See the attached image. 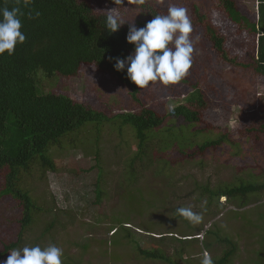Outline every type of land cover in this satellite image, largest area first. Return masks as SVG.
<instances>
[{
	"label": "rangeland",
	"instance_id": "rangeland-1",
	"mask_svg": "<svg viewBox=\"0 0 264 264\" xmlns=\"http://www.w3.org/2000/svg\"><path fill=\"white\" fill-rule=\"evenodd\" d=\"M150 1L166 7H184L189 19L192 17L191 6L195 4L219 32L228 36L226 48L231 57L241 62L253 53L254 44L244 35L249 30L239 31L237 24L228 22L218 10V3L207 0ZM92 3L97 11L106 13L115 8L107 0H92ZM137 5L136 0H128V4L126 0L124 6L127 8L120 12L126 22H133L139 16ZM190 39L196 51L200 88L212 101L204 114L205 122L232 133L239 130L241 134L252 122V117L256 120L257 116L264 115V79L254 78L223 63L200 29L192 28ZM143 89L145 93L149 90L155 95L152 99L144 95L145 103L166 101L168 112L187 96V91L180 88L173 94L158 86ZM43 90L46 94L69 95L97 111L110 114L131 112L136 108L127 89L92 67L69 79L56 78L53 82L45 79ZM188 127L191 129H174L172 132L176 138L181 133L190 135L195 126ZM129 131L135 135L130 126L121 127L119 121L87 123L64 139L62 147L52 148L56 172H43L39 166H34L30 173L22 176V184L44 210L35 215L36 220L25 231L19 248L37 245L45 248L54 244L63 250L62 264H166L142 258L137 250L140 245L147 250L161 248L168 256H174L171 260L179 264H201L204 252H200L198 243L206 241L210 247L214 244L212 251L207 252L212 259H218L223 254V247L217 244L218 238L227 237L238 244L232 264L264 258V249H260L264 248V238L259 244L242 235L240 242L243 227L250 231L247 219L259 221L258 217L264 216V192L249 195L251 201L247 200L242 207L240 199L230 201L221 197L218 200V196L211 198L204 190L217 191L222 186H239L247 181L263 184L264 149L236 134V146L225 144L205 157L177 164L163 174H154L157 165L169 167L166 161L158 163L160 155H156V150L160 152L168 146L158 140L164 136L155 143V153L152 152L155 157L143 156L132 163L138 150ZM171 141L168 139V143ZM163 153L166 159L174 155L172 149L166 152L164 149ZM131 165L134 170L129 167ZM3 187L0 183V251L4 242L15 241L21 212L13 195L2 197ZM98 191L103 195L99 203ZM180 207H191L202 215V221L194 224L177 216L176 210ZM127 234H131L130 237ZM164 236L166 238H159ZM162 239L165 240L162 242ZM182 249L183 260L176 254Z\"/></svg>",
	"mask_w": 264,
	"mask_h": 264
},
{
	"label": "trees",
	"instance_id": "trees-1",
	"mask_svg": "<svg viewBox=\"0 0 264 264\" xmlns=\"http://www.w3.org/2000/svg\"><path fill=\"white\" fill-rule=\"evenodd\" d=\"M207 1L218 3V10L226 16L228 22L237 24L240 27L239 31L247 28L251 30L252 25L239 13L236 0ZM107 3L116 7L111 0H107ZM17 6L24 12L21 18V31L26 36V40L22 45L16 46L11 57L7 56V53L0 57V183L4 184L1 191L2 197L13 195L21 212L18 217L19 233L15 241L3 243L0 260L4 259L12 249L19 248L25 231L36 220L35 215L44 210L31 196L29 189L22 184V176L30 173L34 166H39L43 172H56L53 153L51 154L52 148L62 147L64 139L87 123L103 124L119 121L121 127L130 126L135 135L132 131L128 134H133L138 150V155L132 163L143 156L148 159L155 157L152 155L157 146L155 143L160 136H164L158 139L159 142L168 144L167 148H164L165 152L172 149L174 155L168 154L169 159H166L164 149L161 148L160 152L156 150V155H160L157 159L158 163L166 161L169 167L160 168L154 165V174H163L165 171L173 170L177 164L205 157L208 152H216L225 144L236 146L238 144V139L234 138L236 134L244 139L252 140L256 147L264 149L262 146L264 136L260 137L264 134V118L261 121L264 115L257 116L256 120L252 117V122L249 120L248 128L241 134L239 130L232 133L229 129L221 130L205 122L204 114L212 105V101L200 88L201 77L196 73L195 50L192 55V67L182 81L168 86L159 82L149 85V87L158 86L169 89V94L176 93V88L187 91L188 97L186 96L169 112L166 109L168 103L166 101L151 105L145 103L144 95L151 99L155 95L149 90L145 93L144 89H138L127 78L126 69L124 72L115 71V58H126L134 51V46L126 41L129 24L142 28L155 15H166L169 7L144 0L142 4L138 3L136 6L139 16L133 22H126L116 33L110 34L105 28L108 13L97 11L92 0H19V4L17 0H0V8L11 9ZM124 9L121 8L119 11L123 12ZM191 11L192 28L202 31L203 37L212 45L213 51L223 63L238 71H245L254 78L264 79V61H259L254 54H250L251 56L241 62L240 59L231 57L226 48L228 36L219 32L208 16L195 4L191 6ZM36 12H39L40 16L30 19L29 15L35 17ZM261 47L262 45L259 44L260 49ZM87 67L107 74L127 89L131 103L136 106L135 110L110 114L97 111L69 95L44 93L45 79L53 82L56 78L76 77ZM188 126L193 128L195 126L190 135L181 133L180 137L176 138V134L172 132L174 129L176 131L191 129ZM214 133H218L216 138ZM203 134L206 135L203 137ZM168 139L172 141L168 143ZM129 167L134 170L132 165ZM22 185L26 189L22 188ZM204 190L210 193L211 198L218 196V200L221 197H226L230 201L240 199L244 207L247 200L251 201L249 195L264 192V183L247 181L239 186H222L217 189L218 192ZM97 193L99 203L103 195L99 191ZM258 219L264 223L263 215ZM259 221L247 219L250 231L247 227L246 229L243 227L240 231V239L244 235L259 243L264 238V224ZM197 242L200 241L197 240ZM198 244L201 247V253L212 251L214 245H211V248L206 241ZM217 244L223 247V254L218 259H212L214 264H232L238 251V244L233 238L227 237L218 238ZM260 249L264 248L260 247ZM137 250L139 255L147 260L179 264L176 260H171L174 256H168L161 248L147 250L138 245ZM183 252L182 249L176 253L179 259L183 260ZM243 253H249V251ZM260 260L246 259L244 263L264 264V258Z\"/></svg>",
	"mask_w": 264,
	"mask_h": 264
},
{
	"label": "clouds",
	"instance_id": "clouds-1",
	"mask_svg": "<svg viewBox=\"0 0 264 264\" xmlns=\"http://www.w3.org/2000/svg\"><path fill=\"white\" fill-rule=\"evenodd\" d=\"M136 2L142 4L144 0ZM111 3L116 7L107 11L105 19V28L110 34L116 33L126 23L119 9L127 8L124 6L126 0H111ZM23 16L24 12L19 6L0 8V57L5 53L11 57L16 46L25 42L26 36L21 31ZM39 16L40 13L36 12L35 17L29 15V18ZM191 32L192 24L187 9L177 6H170L166 15H155L142 28L129 24L126 41L134 46V51L126 58H115L114 69L117 72L126 69L127 78L138 89L153 82L165 86L175 85L186 77L192 67L194 48ZM176 215L194 224L202 221V215L191 207L178 208ZM62 257L63 250L54 244L45 248L39 245L24 246L12 249L7 259L0 264H62ZM201 264H214L207 251L203 253Z\"/></svg>",
	"mask_w": 264,
	"mask_h": 264
},
{
	"label": "crops",
	"instance_id": "crops-1",
	"mask_svg": "<svg viewBox=\"0 0 264 264\" xmlns=\"http://www.w3.org/2000/svg\"><path fill=\"white\" fill-rule=\"evenodd\" d=\"M239 13L251 23L248 36L254 44L253 53L259 61H264V0H236ZM246 31V30H245ZM259 44L262 45L261 49Z\"/></svg>",
	"mask_w": 264,
	"mask_h": 264
}]
</instances>
